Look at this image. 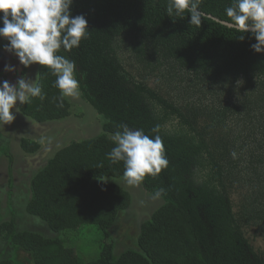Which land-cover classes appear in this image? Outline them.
I'll list each match as a JSON object with an SVG mask.
<instances>
[{
  "label": "trees",
  "instance_id": "16d2710c",
  "mask_svg": "<svg viewBox=\"0 0 264 264\" xmlns=\"http://www.w3.org/2000/svg\"><path fill=\"white\" fill-rule=\"evenodd\" d=\"M230 3L202 0L197 27L187 13L167 16V0H73L71 14L85 16L88 38L59 54L75 61L80 96L102 117L100 131L59 147L31 177L20 199L31 228L15 216L13 155L3 146L12 214L0 220V239L16 255L0 264H264V53L251 49L254 37L240 41L219 22ZM6 43L0 38V81H11L4 72L11 64L15 84L28 67ZM37 76L45 98L19 104V112L34 123L69 117L72 104L55 77L41 65ZM121 125L149 135L159 126L169 160L140 184L162 204L128 246L111 234L131 200L117 183L123 163L108 158ZM19 146L30 155L40 149L25 137ZM90 226L100 251L84 260L73 232Z\"/></svg>",
  "mask_w": 264,
  "mask_h": 264
},
{
  "label": "clouds",
  "instance_id": "9594fccd",
  "mask_svg": "<svg viewBox=\"0 0 264 264\" xmlns=\"http://www.w3.org/2000/svg\"><path fill=\"white\" fill-rule=\"evenodd\" d=\"M72 3L73 0H0V38L7 41L4 50L15 54L25 68L34 63L44 66L55 77L53 86L59 90L61 98L76 97L80 83L75 77V61L59 54L60 50L70 52L78 48L81 40L88 38L89 30L83 14L72 16ZM201 3L202 0H167L165 11L172 19L184 18L187 13L188 23L200 27L204 15L200 11ZM225 15L228 18L226 25L239 33L238 40L243 41L247 33L255 39L251 49L264 53V0H231ZM4 71L15 72L16 68L5 64ZM25 74L15 84L0 81V125L10 124L15 119L12 110L19 111L17 102L24 105L32 98H45L39 77L29 79ZM241 83L238 80L237 86ZM121 128L114 137L115 146L108 158L112 163H123V176L128 185H138L146 176H157L168 167L164 141L158 134L159 126L152 129L153 135L146 134L143 129H130L127 125H121ZM231 155L235 158L236 153ZM46 161L47 158L44 164ZM33 167L35 169L31 171ZM41 167L36 164L29 167L30 179ZM99 180L103 182L106 178Z\"/></svg>",
  "mask_w": 264,
  "mask_h": 264
},
{
  "label": "rangeland",
  "instance_id": "374dc122",
  "mask_svg": "<svg viewBox=\"0 0 264 264\" xmlns=\"http://www.w3.org/2000/svg\"><path fill=\"white\" fill-rule=\"evenodd\" d=\"M5 60L6 58L1 59L0 57V68H2ZM38 65L34 63L29 66L25 77L35 79ZM66 98L71 102L74 114L71 113L69 117L61 121L36 124L13 109L15 119L10 124L0 125V132L6 137L2 139L3 144L0 141V151L4 149L3 146H7L13 153V162L10 167L13 176L11 200L12 207L16 209L14 211L15 216L23 228H29V224L33 222V219L25 213V208L20 201L22 195H26L28 191L29 167L34 166L39 162V159L41 161V156L43 159L48 158L51 153L68 144L71 140L84 139L100 131L102 117L81 98L80 92L76 97ZM18 105L19 102H17V107ZM82 110H86V112L84 111L83 114ZM22 137L38 141L40 149L35 154H26L19 146V140ZM3 158V161L0 159V220H8L12 214V207L7 205L8 161L5 156ZM34 169L35 167L31 171ZM117 183L128 191L131 200L129 207L123 210L116 220L111 234L114 239L121 240L123 244L128 246L136 237L140 223L148 219L151 213L162 204V200L146 193L141 187V183L128 185L125 178L117 180ZM94 230V227L90 226L73 232V236L76 235L77 237L76 249L78 247V251L84 260H92L98 257L101 242L94 241ZM98 238L100 239V237ZM253 245L262 248V244L258 240ZM0 250L3 252L0 254V259L16 255L11 246L1 239Z\"/></svg>",
  "mask_w": 264,
  "mask_h": 264
},
{
  "label": "crops",
  "instance_id": "0c3cea01",
  "mask_svg": "<svg viewBox=\"0 0 264 264\" xmlns=\"http://www.w3.org/2000/svg\"><path fill=\"white\" fill-rule=\"evenodd\" d=\"M1 129V128H0ZM2 137H0V141H1V143H3L2 142ZM9 149V151L11 152V150H10V147L8 148ZM12 153V152H11ZM12 155H13V153H12ZM41 158V161H40V159H39V162H37L36 163V165L38 166V167H41L43 164H44V162H45V160L46 159H43L42 158V156L40 157ZM0 159L3 161V155L0 153ZM12 162H13V159H12ZM39 164V165H38ZM25 172H26V170H25ZM30 176H31V174L29 173V171H28V178H30ZM32 224H33V222H32ZM29 227L31 228V225L29 224ZM40 227V226H39Z\"/></svg>",
  "mask_w": 264,
  "mask_h": 264
},
{
  "label": "flooded vegetation",
  "instance_id": "af4514ba",
  "mask_svg": "<svg viewBox=\"0 0 264 264\" xmlns=\"http://www.w3.org/2000/svg\"><path fill=\"white\" fill-rule=\"evenodd\" d=\"M9 65H11V64H9ZM15 66V65H14ZM16 67V66H15ZM6 74H8V78H9V80H11V81H9V83H13V81H14V79L12 78V75H13V73H15V72H6V71H4Z\"/></svg>",
  "mask_w": 264,
  "mask_h": 264
},
{
  "label": "water",
  "instance_id": "95a60500",
  "mask_svg": "<svg viewBox=\"0 0 264 264\" xmlns=\"http://www.w3.org/2000/svg\"><path fill=\"white\" fill-rule=\"evenodd\" d=\"M217 20V19H215ZM218 21V20H217ZM221 24L226 25L225 21H219ZM227 26V25H226Z\"/></svg>",
  "mask_w": 264,
  "mask_h": 264
}]
</instances>
